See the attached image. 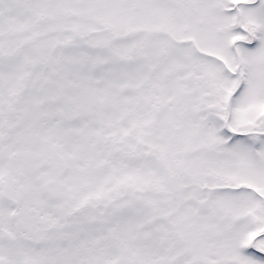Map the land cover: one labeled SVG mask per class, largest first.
Returning a JSON list of instances; mask_svg holds the SVG:
<instances>
[{"label":"snow or ice","instance_id":"6c2138e0","mask_svg":"<svg viewBox=\"0 0 264 264\" xmlns=\"http://www.w3.org/2000/svg\"><path fill=\"white\" fill-rule=\"evenodd\" d=\"M0 264H264V0H0Z\"/></svg>","mask_w":264,"mask_h":264}]
</instances>
